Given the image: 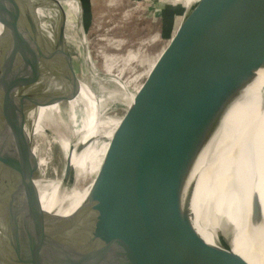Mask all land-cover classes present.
Returning a JSON list of instances; mask_svg holds the SVG:
<instances>
[{"label": "water", "instance_id": "water-1", "mask_svg": "<svg viewBox=\"0 0 264 264\" xmlns=\"http://www.w3.org/2000/svg\"><path fill=\"white\" fill-rule=\"evenodd\" d=\"M78 3L83 9V2ZM38 5L37 0H0V23L11 40L7 50L12 58L5 70L8 80L17 81L16 86L24 82L33 109L62 106L59 119L63 125L66 121L72 124L73 129V138L64 140L75 151L85 136L84 132L78 134L85 114L77 107L78 122H72L66 103L79 97L82 84L94 97L95 93L78 75L66 26L60 25L52 37L42 28L43 21L36 14L41 7ZM164 49L148 76L147 67L130 107L134 94L125 97L126 113L121 118L103 115V121L121 123L96 178L90 171L79 178L80 173L68 161L70 189L76 181L79 193L91 186L80 208L70 216L43 212L10 241L12 204L7 201L1 211L0 239H8L14 248L2 264H238L232 253L237 234L224 222L232 221L231 209L221 214L220 221L217 219L215 246L198 237L192 225L176 227L163 219L197 188L198 181L212 200L218 183L226 177L215 171L219 148L215 146L200 164L198 181L190 182L230 108L264 71V0H201ZM18 104L14 102L12 115L0 126V153L8 150V141L15 144L14 155L4 168L13 162L18 168L31 152V139L23 134L29 127L27 116H20L23 106ZM108 130L101 129V145L107 141L103 136ZM233 131L228 129L224 139L236 140ZM90 145L79 147V155ZM101 145L91 164L98 162ZM33 155L25 185L29 204L20 219H31L37 207L32 184L36 182L38 161ZM255 173L259 174L254 170L244 174L235 197L245 204L240 217H245L250 204V220L258 223L264 211L261 197L251 185ZM208 217L213 219L212 214ZM158 227L164 229L157 233Z\"/></svg>", "mask_w": 264, "mask_h": 264}, {"label": "bare ground", "instance_id": "bare-ground-1", "mask_svg": "<svg viewBox=\"0 0 264 264\" xmlns=\"http://www.w3.org/2000/svg\"><path fill=\"white\" fill-rule=\"evenodd\" d=\"M37 1L41 7L38 5L39 9L37 10L36 14L43 21L42 28L43 30L47 29L49 34L55 38L58 32L56 17L60 15V6L55 2H52V0ZM184 1L186 2V7L189 8L184 14V17L180 18L179 26L173 37L179 31L182 23L193 13L201 0ZM63 2L67 3L68 5H76L75 0H63ZM112 2L115 3L116 0H112ZM10 41L11 40L8 33L0 23V116L2 115V117L8 119L9 116L12 115L14 102L22 105L23 110L21 111L20 116H27L26 119L29 126L28 129L23 132V134L31 139V152H29L27 155L29 157L26 158L25 161H21V163L18 164V168L16 164L14 165L15 162H13L9 168L3 167L4 165H7L6 163L12 158L14 155L13 152L15 151V144L10 145L9 141L7 146L8 150L6 151L7 148L5 149L7 154L4 152L3 161L1 164L0 199L6 197L8 199L7 201L12 204L10 241H14L43 212H57V214L60 216H70L81 207L91 190V186L79 193L76 189L78 184V181H76V185L73 186V189L71 190L70 184H68L69 181L67 179V163L71 160L75 170L80 173V176H78L79 178L90 171L92 174H94L95 179L101 167L104 155L109 148L110 141L119 127L121 120H101L104 115L102 113L106 110L105 102L103 100L95 101L93 93H91L89 88L82 84L81 94L79 97L73 102H67L66 105H69L70 107V120L72 122H78L75 110L77 107H82V112L85 115L81 121L83 126L80 128L78 134L84 132L85 136L83 139L78 141L75 146V151H72L71 148L69 149L68 143L64 139L57 141L62 150L64 159V166L60 172L61 174L59 178L56 177V180L49 181L47 183L36 181L32 184L35 188L36 196L38 198L36 204L37 207L31 219H20L21 212H23L26 205L29 204L27 195L25 193V185L27 180H29L30 170L32 169L31 166L34 156L33 154H35L38 163L40 162L39 165H43V162L38 160L40 146H35L34 141L36 138L45 135L44 133L46 128L44 127L46 123H48L50 126L55 124L58 125V123L60 124L59 118L62 116L63 110L61 109V105L33 109V107H30L28 102L29 93H25L23 91V89L26 88L24 82L22 84L23 86H16L17 81L12 79L8 80V69H5L12 58L9 56V52L7 50L8 42ZM155 41L156 38L150 40L152 43ZM165 50L166 49L160 51L157 57L145 61L144 64L149 67L148 71L146 72V76L151 73ZM137 59L139 58L135 55H130L127 57L126 61L127 63H130L132 61H137ZM108 72H111V69H109ZM24 78L26 86L29 85L30 81L26 75H24ZM10 82L12 83L11 86H9ZM115 83L116 87L118 86L120 90H123L127 85H120L119 82ZM101 90L102 93L106 92L104 89ZM137 90H140V87H138ZM30 92L32 91L30 90ZM136 93L137 91L135 94ZM110 94L112 95V100H117L121 96V94L119 95L112 92ZM135 94L134 96H131L132 100L135 99ZM22 102L25 104H22ZM130 103L131 100L129 101V104ZM105 127H108L109 129L103 136L104 139H107V141L101 145V142L99 141V139H101L100 132L101 129ZM233 128L235 130L233 133L235 137H237L236 140L234 138L231 139V137L224 139L223 136L225 135V132L228 129L231 130ZM260 131H264V71H261L258 74V78L255 80V82L246 89L243 96H241L230 108L221 129L209 147L204 151L194 173L191 176V183L192 181H198L197 176H200L202 172V168H200L201 162L207 153L212 150V148L215 146L219 147L216 151V156L218 159L215 165V171L216 173L218 172V174H224L226 177L223 179V182L218 183V192L214 195L212 200H209L206 197L200 182L198 181L197 188L179 205L173 208L169 215L163 219V222L171 223L176 227L192 225L195 228L198 237L205 239L207 243L215 246L218 245L217 232L219 231V221L222 219L221 214H226V211L231 209L232 211L230 213L232 221L230 222L228 219H226L224 222L227 228H230L231 226L235 228V233L237 235L236 239L233 240L232 253L237 256L238 264H264V218L258 223L251 221L249 212L250 204H248L247 208H245L248 209L245 210V217L241 218L240 214L243 213L245 204L241 202L240 198L236 199L235 197L240 187V182L243 181L242 179L244 178V174L246 172H252L253 170L254 172L258 171L259 174H254L255 178L251 185L259 193L264 211V133L263 135H256V133H259ZM54 142H56L55 138ZM84 145L90 146L79 155L77 149L79 147H84ZM100 145L101 149L99 152L101 155L99 156V160L95 164H91L92 158H94L93 156L96 157V152L98 146ZM15 169L17 170L16 176ZM209 214L213 215V219L212 217H208ZM217 219L219 221H217ZM160 229L163 230L164 228L158 227L156 228V232L158 233ZM0 242L3 245L2 252L4 255H2V260L12 252L14 245L13 243L9 244L8 239L4 238Z\"/></svg>", "mask_w": 264, "mask_h": 264}, {"label": "rangeland", "instance_id": "rangeland-1", "mask_svg": "<svg viewBox=\"0 0 264 264\" xmlns=\"http://www.w3.org/2000/svg\"><path fill=\"white\" fill-rule=\"evenodd\" d=\"M57 1L59 3L56 4L61 10L60 15L56 17L57 30L60 25L66 26L68 48L74 57L81 81L89 85L95 93L96 100L105 102L106 110L103 114L106 118H121L127 109L125 97L129 98L134 94L137 85L144 80L143 76L147 71L145 61L155 58L160 51L166 48L179 26L180 18L184 17L189 7H186L184 0H116L115 3L112 0H84L86 5L82 9L81 1L83 0H79L82 9L79 12V1L75 0V6L68 5L63 0ZM169 7L181 10L175 16L172 27H168L163 17L165 10ZM63 13H65L64 16ZM153 37L156 38L154 43L150 42L154 39ZM130 55H135L140 60L127 63V57ZM109 69L112 73L108 72ZM115 82L127 85L121 91L118 86L116 87ZM84 86L87 87L85 84ZM101 89L107 93H102ZM23 91L26 93L28 90L25 88ZM111 92L121 94L120 98L112 100ZM133 101L134 99L131 98L129 107ZM66 119L68 117L65 116ZM6 121L8 119L3 117L0 126ZM59 122L60 124H55L56 126L46 123L45 135L34 141L35 146H40L38 160L43 162L41 166L40 162L38 163L36 181L47 183L56 180L63 169V153L57 141L64 138L72 139L73 129L72 124L67 121L65 125L61 123V120ZM54 138L57 143L54 142ZM3 155L4 151L0 153V170ZM87 183L88 181L83 185L86 186ZM0 200H2L0 203L1 220V211L6 208L8 199L3 197ZM2 251L3 245L0 242V264L7 257L1 260L4 255Z\"/></svg>", "mask_w": 264, "mask_h": 264}, {"label": "trees", "instance_id": "trees-1", "mask_svg": "<svg viewBox=\"0 0 264 264\" xmlns=\"http://www.w3.org/2000/svg\"><path fill=\"white\" fill-rule=\"evenodd\" d=\"M83 6L85 7L86 5V2L83 0ZM86 10V9H85ZM84 10V12H85ZM181 10H175L171 7L167 8L165 10V13L163 14V17L165 19V21L167 22V25L168 27H172L173 26V23H174V19H175V16L180 12Z\"/></svg>", "mask_w": 264, "mask_h": 264}]
</instances>
